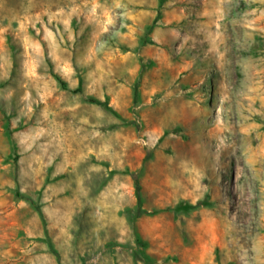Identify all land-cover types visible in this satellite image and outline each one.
Here are the masks:
<instances>
[{
  "label": "rangeland",
  "instance_id": "rangeland-1",
  "mask_svg": "<svg viewBox=\"0 0 264 264\" xmlns=\"http://www.w3.org/2000/svg\"><path fill=\"white\" fill-rule=\"evenodd\" d=\"M52 249L264 264V0H0V264Z\"/></svg>",
  "mask_w": 264,
  "mask_h": 264
},
{
  "label": "trees",
  "instance_id": "trees-1",
  "mask_svg": "<svg viewBox=\"0 0 264 264\" xmlns=\"http://www.w3.org/2000/svg\"><path fill=\"white\" fill-rule=\"evenodd\" d=\"M54 76L56 77V79L59 81V83L62 85L63 88H67V83L62 77H60L58 74H54ZM73 91L74 92H80L81 91V87L78 86ZM89 101L93 102V103H96L98 105L104 106V107L112 110L111 107L109 106L108 101L106 99L105 100H101V99L96 98V97H89ZM7 135L10 136V133L8 132ZM148 158H149V155L145 157V160H147ZM126 172L130 174V176L132 177V179L134 181V184H135V194H136V198H137L136 216L139 217V216H142V215H153V214L157 213L158 210L148 211L145 208H143V197H142L141 183H140V173H141V171L139 170V171H132V172L126 171ZM205 202H207V201H203L202 200V201H198L196 204H191L189 202L180 201L173 208L175 210H178V211H190L191 209L199 206L200 204H207ZM40 214H41V211H40ZM45 231L47 232L46 229H45ZM135 242H136V244L138 246H140L143 249V254H146L144 249L147 246V242L141 236H139L138 234H136V236H135ZM52 250L56 254L59 264H62L61 260H60L59 253L57 251H55L54 249H52Z\"/></svg>",
  "mask_w": 264,
  "mask_h": 264
}]
</instances>
